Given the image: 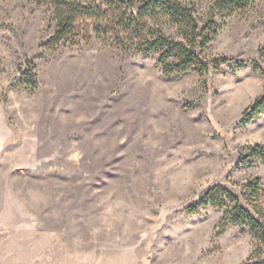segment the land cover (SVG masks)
I'll list each match as a JSON object with an SVG mask.
<instances>
[{
    "label": "rangeland",
    "instance_id": "obj_1",
    "mask_svg": "<svg viewBox=\"0 0 264 264\" xmlns=\"http://www.w3.org/2000/svg\"><path fill=\"white\" fill-rule=\"evenodd\" d=\"M116 1L80 0L55 43L51 0H0V261L264 264L247 225L201 202L264 187V112L243 121L264 91V0H180L219 30L208 72L172 74L134 33L140 0Z\"/></svg>",
    "mask_w": 264,
    "mask_h": 264
},
{
    "label": "trees",
    "instance_id": "obj_2",
    "mask_svg": "<svg viewBox=\"0 0 264 264\" xmlns=\"http://www.w3.org/2000/svg\"><path fill=\"white\" fill-rule=\"evenodd\" d=\"M51 1L54 6L56 30L50 41L60 43L73 33L77 18L85 8L80 0ZM120 1L122 0L116 2ZM252 1L218 0L216 6L222 11L231 13L236 9L246 8ZM128 9H132L129 18L135 26L137 20L143 21L144 16L151 20L150 23L145 21L142 26L138 25L134 33H138L141 36L140 40L145 41V52L159 53L160 62L166 74L209 71L210 63L203 58L202 51L218 33L219 27L214 18L202 28L198 23V16L194 13V7H189L180 0H140V5L132 3ZM160 20L172 23L179 28L183 38L175 39L167 35L164 29L156 28ZM213 62L216 64L218 61ZM263 112L264 91L255 103L245 110L243 121L248 123ZM258 148L261 149V146L258 145ZM244 197L246 204L234 192L218 184L208 189L201 202L214 207L227 206V214L232 222L247 225L250 228L252 235L260 244L258 245L259 253L264 245V187L260 179L256 178L245 185ZM243 264L251 263L248 261Z\"/></svg>",
    "mask_w": 264,
    "mask_h": 264
},
{
    "label": "crops",
    "instance_id": "obj_3",
    "mask_svg": "<svg viewBox=\"0 0 264 264\" xmlns=\"http://www.w3.org/2000/svg\"><path fill=\"white\" fill-rule=\"evenodd\" d=\"M17 262H18V260L13 261V263H15V264H16ZM3 263H4V262H1V261H0V264H3ZM5 263H6V262H5Z\"/></svg>",
    "mask_w": 264,
    "mask_h": 264
}]
</instances>
